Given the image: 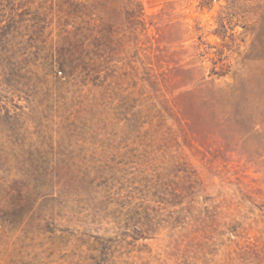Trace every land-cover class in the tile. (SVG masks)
<instances>
[{"label":"rangeland","instance_id":"1","mask_svg":"<svg viewBox=\"0 0 264 264\" xmlns=\"http://www.w3.org/2000/svg\"><path fill=\"white\" fill-rule=\"evenodd\" d=\"M0 264H264V0H0Z\"/></svg>","mask_w":264,"mask_h":264}]
</instances>
